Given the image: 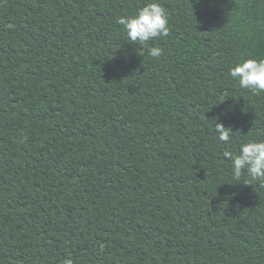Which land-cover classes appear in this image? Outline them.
I'll use <instances>...</instances> for the list:
<instances>
[{
  "label": "trees",
  "instance_id": "1",
  "mask_svg": "<svg viewBox=\"0 0 264 264\" xmlns=\"http://www.w3.org/2000/svg\"><path fill=\"white\" fill-rule=\"evenodd\" d=\"M148 2L0 0V264H264V184L223 156L264 141L229 75L264 0H158L169 35L132 44Z\"/></svg>",
  "mask_w": 264,
  "mask_h": 264
},
{
  "label": "clouds",
  "instance_id": "2",
  "mask_svg": "<svg viewBox=\"0 0 264 264\" xmlns=\"http://www.w3.org/2000/svg\"><path fill=\"white\" fill-rule=\"evenodd\" d=\"M117 23L123 26L127 38L132 44H147L156 38L169 35V17L166 8L158 0H149L134 15H123L117 18ZM160 47L149 48L151 57H159ZM231 78L238 82L242 89H247L253 94L264 92V59L246 58L236 63L229 69ZM215 132L220 141L231 145V127H226L219 118L215 121ZM223 156L230 160L232 176L239 180L246 175L245 185L254 181L264 184V141L248 140L241 142L238 152L226 149ZM64 264H73L71 259H66Z\"/></svg>",
  "mask_w": 264,
  "mask_h": 264
}]
</instances>
